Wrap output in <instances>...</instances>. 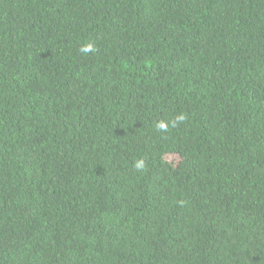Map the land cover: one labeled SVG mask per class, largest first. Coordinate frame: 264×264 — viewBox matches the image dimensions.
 I'll return each instance as SVG.
<instances>
[{"label":"trees","instance_id":"obj_1","mask_svg":"<svg viewBox=\"0 0 264 264\" xmlns=\"http://www.w3.org/2000/svg\"><path fill=\"white\" fill-rule=\"evenodd\" d=\"M0 264H264V0H0Z\"/></svg>","mask_w":264,"mask_h":264},{"label":"clouds","instance_id":"obj_2","mask_svg":"<svg viewBox=\"0 0 264 264\" xmlns=\"http://www.w3.org/2000/svg\"><path fill=\"white\" fill-rule=\"evenodd\" d=\"M80 51L82 52V53H88V52H90V51H94V48H93V45L92 44H86V45H83L82 47H81V49H80ZM186 119V117L184 116V115H179V116H177L176 117V120L177 121H183V120H185ZM175 121H173L172 122V126L173 127H175ZM157 128L159 129V130H161V131H167V129H168V124L167 123H165V122H159L158 124H157ZM135 168L137 169V170H143V169H145V162H144V160L143 159H140V160H137L136 162H135Z\"/></svg>","mask_w":264,"mask_h":264},{"label":"rangeland","instance_id":"obj_3","mask_svg":"<svg viewBox=\"0 0 264 264\" xmlns=\"http://www.w3.org/2000/svg\"><path fill=\"white\" fill-rule=\"evenodd\" d=\"M176 157L175 155H171V158Z\"/></svg>","mask_w":264,"mask_h":264}]
</instances>
